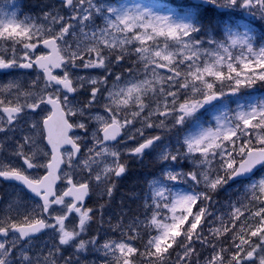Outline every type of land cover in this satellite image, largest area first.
<instances>
[{"label": "snow or ice", "instance_id": "snow-or-ice-1", "mask_svg": "<svg viewBox=\"0 0 264 264\" xmlns=\"http://www.w3.org/2000/svg\"><path fill=\"white\" fill-rule=\"evenodd\" d=\"M196 8L0 6V264H264V0Z\"/></svg>", "mask_w": 264, "mask_h": 264}, {"label": "trees", "instance_id": "trees-1", "mask_svg": "<svg viewBox=\"0 0 264 264\" xmlns=\"http://www.w3.org/2000/svg\"><path fill=\"white\" fill-rule=\"evenodd\" d=\"M168 3V6L171 8V9H173V10H175L176 12H178V13H180V14H188V13H193L194 14V16H195V18H196V21L199 19V18H202L203 16H204V11H203V9H199V10H197V8L194 10V11H192V10H188V9H186V8H184L183 6H179V5H175V4H173L172 2H167ZM194 7H196V6H194ZM138 177H133V179L131 178V176H130V173L128 172V174L126 175V177L125 178H123V180L121 181V183H120V187H119V189L117 190V195L119 196L118 198H120L121 197V195H122V192H121V189H128L130 186H131V184L137 179ZM116 202L114 201V204H115Z\"/></svg>", "mask_w": 264, "mask_h": 264}, {"label": "flooded vegetation", "instance_id": "flooded-vegetation-1", "mask_svg": "<svg viewBox=\"0 0 264 264\" xmlns=\"http://www.w3.org/2000/svg\"><path fill=\"white\" fill-rule=\"evenodd\" d=\"M11 2V0H0V6H3V5H5L6 3H10ZM18 2H20L21 4H28V3H30V0H18ZM138 162V163H137ZM138 167H137V166ZM143 166V164L141 163V162H139V161H132V167L134 168V171L135 172H137L138 173V175H140L141 174V172H140V169L139 168H141ZM148 167V164H147V161H145L144 162V169H143V171H145V169ZM148 170V169H147ZM146 170V171H147ZM145 171V172H146Z\"/></svg>", "mask_w": 264, "mask_h": 264}, {"label": "rangeland", "instance_id": "rangeland-1", "mask_svg": "<svg viewBox=\"0 0 264 264\" xmlns=\"http://www.w3.org/2000/svg\"><path fill=\"white\" fill-rule=\"evenodd\" d=\"M168 1L172 2L173 4L175 3L174 0H166V2H168ZM176 1H178V3L175 5H179V6L181 5L183 7H187L188 10H191L190 8H192V7L187 5V3H188L187 0H176ZM185 15H186V18L189 20L190 23H193V24L197 23L195 16L193 14H185ZM117 200H119V199L117 197H115V201H117Z\"/></svg>", "mask_w": 264, "mask_h": 264}, {"label": "water", "instance_id": "water-1", "mask_svg": "<svg viewBox=\"0 0 264 264\" xmlns=\"http://www.w3.org/2000/svg\"><path fill=\"white\" fill-rule=\"evenodd\" d=\"M190 2L197 4V0H189ZM203 2L206 4L208 2V0H203Z\"/></svg>", "mask_w": 264, "mask_h": 264}]
</instances>
